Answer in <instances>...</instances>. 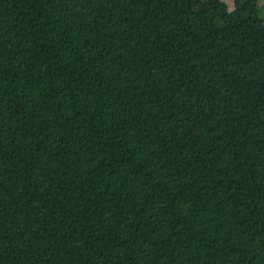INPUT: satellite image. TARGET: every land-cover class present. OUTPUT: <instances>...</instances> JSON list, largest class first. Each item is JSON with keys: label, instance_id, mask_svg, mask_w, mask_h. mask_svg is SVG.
<instances>
[{"label": "trees", "instance_id": "trees-1", "mask_svg": "<svg viewBox=\"0 0 264 264\" xmlns=\"http://www.w3.org/2000/svg\"><path fill=\"white\" fill-rule=\"evenodd\" d=\"M0 0V264H264L260 0Z\"/></svg>", "mask_w": 264, "mask_h": 264}, {"label": "rangeland", "instance_id": "rangeland-1", "mask_svg": "<svg viewBox=\"0 0 264 264\" xmlns=\"http://www.w3.org/2000/svg\"><path fill=\"white\" fill-rule=\"evenodd\" d=\"M228 3H229V7L232 9L233 8L232 0H229ZM259 3H260V5L263 6V9H264V0H260Z\"/></svg>", "mask_w": 264, "mask_h": 264}]
</instances>
